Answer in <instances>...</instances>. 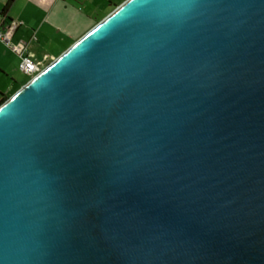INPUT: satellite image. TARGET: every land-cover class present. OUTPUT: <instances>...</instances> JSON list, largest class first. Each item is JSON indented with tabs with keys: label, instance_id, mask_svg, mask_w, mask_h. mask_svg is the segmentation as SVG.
Here are the masks:
<instances>
[{
	"label": "water",
	"instance_id": "1",
	"mask_svg": "<svg viewBox=\"0 0 264 264\" xmlns=\"http://www.w3.org/2000/svg\"><path fill=\"white\" fill-rule=\"evenodd\" d=\"M0 264H264V0H125L0 105Z\"/></svg>",
	"mask_w": 264,
	"mask_h": 264
},
{
	"label": "crops",
	"instance_id": "2",
	"mask_svg": "<svg viewBox=\"0 0 264 264\" xmlns=\"http://www.w3.org/2000/svg\"><path fill=\"white\" fill-rule=\"evenodd\" d=\"M8 1L0 2V17L20 24L12 42L23 43L37 62L42 53L55 60L125 0H12L2 15ZM8 69L0 66L2 73Z\"/></svg>",
	"mask_w": 264,
	"mask_h": 264
},
{
	"label": "rangeland",
	"instance_id": "3",
	"mask_svg": "<svg viewBox=\"0 0 264 264\" xmlns=\"http://www.w3.org/2000/svg\"><path fill=\"white\" fill-rule=\"evenodd\" d=\"M0 3V8H1ZM5 45L0 44V66L8 67L9 69L6 71V73H2L0 71V100L3 96L11 97L14 95L24 84V82L31 80L30 78H27L23 76L19 70V60L17 56L8 50L7 48V54L4 55ZM62 53L56 56L59 57ZM56 55V54H55ZM50 55L48 53H42L39 55V58L37 62H41L40 68L43 70L46 68L52 61H50ZM43 63V64H42Z\"/></svg>",
	"mask_w": 264,
	"mask_h": 264
},
{
	"label": "built area",
	"instance_id": "4",
	"mask_svg": "<svg viewBox=\"0 0 264 264\" xmlns=\"http://www.w3.org/2000/svg\"><path fill=\"white\" fill-rule=\"evenodd\" d=\"M4 1V0H0ZM20 26L17 22H7L3 17H0V42L6 48L12 51L19 59L18 70L27 78H34L42 70L40 64L28 53L27 47L23 43L14 44L12 37L16 29Z\"/></svg>",
	"mask_w": 264,
	"mask_h": 264
},
{
	"label": "trees",
	"instance_id": "5",
	"mask_svg": "<svg viewBox=\"0 0 264 264\" xmlns=\"http://www.w3.org/2000/svg\"><path fill=\"white\" fill-rule=\"evenodd\" d=\"M10 2H12V0H9L7 3H6V5L4 6V8H3V10H2V15H3V12L5 11V10H7V7L9 6V4H10ZM116 7V6H115ZM28 81H26V82H24V84H26ZM9 97H7V96H3L2 98H1V100H0V105H2L7 99H8Z\"/></svg>",
	"mask_w": 264,
	"mask_h": 264
}]
</instances>
